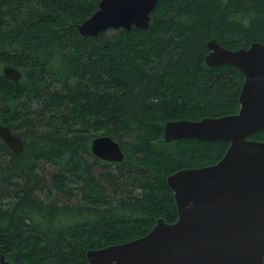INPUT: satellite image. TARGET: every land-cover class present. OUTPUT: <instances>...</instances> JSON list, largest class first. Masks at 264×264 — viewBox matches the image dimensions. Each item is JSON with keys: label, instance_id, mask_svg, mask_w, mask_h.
Wrapping results in <instances>:
<instances>
[{"label": "trees", "instance_id": "16d2710c", "mask_svg": "<svg viewBox=\"0 0 264 264\" xmlns=\"http://www.w3.org/2000/svg\"><path fill=\"white\" fill-rule=\"evenodd\" d=\"M100 1L0 0V122L25 143L16 153L0 139V264H90L89 250L176 221L168 176L230 146L168 142L164 127L238 112L245 75L210 67L207 44L264 42V0H159L147 29L81 34ZM100 134L120 141L123 161L92 153ZM249 138L264 141V129Z\"/></svg>", "mask_w": 264, "mask_h": 264}, {"label": "water", "instance_id": "95a60500", "mask_svg": "<svg viewBox=\"0 0 264 264\" xmlns=\"http://www.w3.org/2000/svg\"><path fill=\"white\" fill-rule=\"evenodd\" d=\"M158 2L101 0L79 31L95 36L108 29H147ZM207 45L210 67L228 64L245 75L240 108L199 120H170L164 139L229 141L230 146L214 164L168 176L179 212L176 221L160 218L142 237L89 250L90 264H264V141L249 138L264 129V42L230 49L212 38ZM3 74L13 80L22 77L10 64L3 66ZM0 139L16 153L25 149L22 137L1 122ZM91 151L105 161L125 158L122 144L108 134L95 136Z\"/></svg>", "mask_w": 264, "mask_h": 264}, {"label": "rangeland", "instance_id": "374dc122", "mask_svg": "<svg viewBox=\"0 0 264 264\" xmlns=\"http://www.w3.org/2000/svg\"><path fill=\"white\" fill-rule=\"evenodd\" d=\"M46 172H52L54 171V167L52 166H49V165H46ZM48 176L46 175V178ZM47 191V189H45L44 191H42V195H45V192ZM48 200H52V201H55V202H59V203H65V202H68V200L66 198H64L61 194H59L58 192L56 191H53L51 192V195L49 196Z\"/></svg>", "mask_w": 264, "mask_h": 264}]
</instances>
